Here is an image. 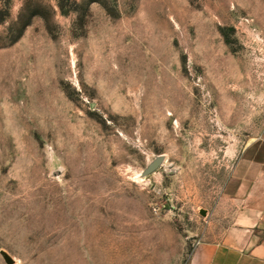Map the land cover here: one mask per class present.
Here are the masks:
<instances>
[{
	"label": "rangeland",
	"instance_id": "obj_1",
	"mask_svg": "<svg viewBox=\"0 0 264 264\" xmlns=\"http://www.w3.org/2000/svg\"><path fill=\"white\" fill-rule=\"evenodd\" d=\"M262 155L264 0H0V264H187Z\"/></svg>",
	"mask_w": 264,
	"mask_h": 264
},
{
	"label": "crops",
	"instance_id": "obj_2",
	"mask_svg": "<svg viewBox=\"0 0 264 264\" xmlns=\"http://www.w3.org/2000/svg\"><path fill=\"white\" fill-rule=\"evenodd\" d=\"M237 167L238 185L225 195L228 225L216 239L200 242L187 264H264V156Z\"/></svg>",
	"mask_w": 264,
	"mask_h": 264
},
{
	"label": "water",
	"instance_id": "obj_3",
	"mask_svg": "<svg viewBox=\"0 0 264 264\" xmlns=\"http://www.w3.org/2000/svg\"><path fill=\"white\" fill-rule=\"evenodd\" d=\"M160 161H157L152 167L149 169V173L152 172L158 165ZM202 215H206L205 211L202 212ZM1 255L3 259L5 260L6 264H15V260L12 258V256L7 253L6 251H1Z\"/></svg>",
	"mask_w": 264,
	"mask_h": 264
}]
</instances>
